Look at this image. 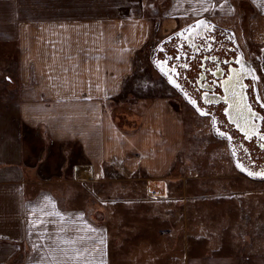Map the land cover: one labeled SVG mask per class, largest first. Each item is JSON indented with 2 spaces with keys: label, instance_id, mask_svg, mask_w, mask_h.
Segmentation results:
<instances>
[{
  "label": "crops",
  "instance_id": "1",
  "mask_svg": "<svg viewBox=\"0 0 264 264\" xmlns=\"http://www.w3.org/2000/svg\"><path fill=\"white\" fill-rule=\"evenodd\" d=\"M239 9L264 18V0H0V45L7 59L17 51L9 64L21 69L19 86L7 89L0 105V264L113 263L107 224L83 206L62 204L51 184L123 175L147 179L149 195L166 198L183 125L180 117L167 118L166 98L135 94L143 56L159 29L167 34ZM132 97L146 98L148 108L142 119L131 114L126 128L113 107ZM156 121L175 132L169 142L153 134ZM235 176L252 184L237 191L245 228L235 236L225 228L228 239H206L198 228L196 239H186V264H264V188L257 187L264 178ZM157 210L156 217L175 215L165 205ZM232 236L239 238L235 249ZM165 248L169 261L174 254ZM151 249L152 262L162 259Z\"/></svg>",
  "mask_w": 264,
  "mask_h": 264
},
{
  "label": "rangeland",
  "instance_id": "2",
  "mask_svg": "<svg viewBox=\"0 0 264 264\" xmlns=\"http://www.w3.org/2000/svg\"><path fill=\"white\" fill-rule=\"evenodd\" d=\"M212 20L232 26L244 45L245 38L248 39L249 46H252L250 42L264 44V18L249 19L239 9L233 17H215ZM163 33L162 29L157 30L156 37L149 44L147 55L143 56L140 83L135 94L148 97L154 102H161L166 98L163 101L170 106L167 118L182 119L183 144L174 161L172 173L177 175L168 181L170 186L167 197L158 199L159 197L150 196L145 185L147 179L134 181L123 175L119 179L92 183L60 181L51 184L62 204L83 206L90 215L107 224L112 236V264H186V239H196L198 228H204L206 239H228L230 237L227 238L223 233L225 228H229L234 236L245 228L244 215L237 208L243 207L244 200L237 191H244L252 184L246 178L235 176L242 172L233 164L225 139L213 132L211 119L197 113L160 76L152 61L151 50L165 35ZM255 46L250 48L259 51L260 47ZM15 54L17 51H14L12 58ZM12 58L7 59L5 46L0 45V105L4 104V97L8 95L7 89L15 90L21 80V69L10 67ZM132 98L116 101L113 107L116 120L126 128H131L139 114L142 119L146 113H142V108L148 106L146 98ZM131 114L135 115L134 120L128 119ZM156 122L158 124L153 128V134L164 137L169 142L170 135L175 132L167 130V122L164 125L160 121ZM153 183L157 182L150 184L152 191ZM257 187L261 190L264 188L262 184ZM156 188L159 189L158 184ZM153 205L156 207L155 212L165 205L172 208L175 215L167 212L172 215L169 219V215L163 211L157 212L156 217ZM257 220L261 221L260 218ZM234 236L231 247L235 249L240 244L236 240L239 238L234 239ZM165 243L169 244L170 251L174 254L169 261L164 258L167 254ZM151 248H157V255L162 259L152 262L150 255L154 254V250ZM188 250L191 253V245H188Z\"/></svg>",
  "mask_w": 264,
  "mask_h": 264
},
{
  "label": "flooded vegetation",
  "instance_id": "3",
  "mask_svg": "<svg viewBox=\"0 0 264 264\" xmlns=\"http://www.w3.org/2000/svg\"><path fill=\"white\" fill-rule=\"evenodd\" d=\"M190 23L161 37L152 61L188 105L211 119L235 167L261 178L255 174L264 173V44L250 42L260 47L255 51L232 26L212 19ZM234 110L247 115L245 132Z\"/></svg>",
  "mask_w": 264,
  "mask_h": 264
},
{
  "label": "water",
  "instance_id": "4",
  "mask_svg": "<svg viewBox=\"0 0 264 264\" xmlns=\"http://www.w3.org/2000/svg\"><path fill=\"white\" fill-rule=\"evenodd\" d=\"M210 18L209 17H207V16H202V17H198L196 20H194L193 22L195 23V22H199V21H206V20H209ZM193 22H191V23H193ZM190 23V24H191ZM184 27H182V29H183ZM155 66H156V64H155ZM245 108L247 109L248 108V110L250 109L249 108V106H246V104H245ZM247 110V111H248ZM231 116H233V117H235V118H238L239 120H240V123H239V127H240V129L243 131V132H245L246 130H244L242 127L244 126V125H247L248 124V122L245 120V118H246V116L245 115H241V114H238L235 110L234 111H232V114H231ZM250 114H248V120L250 119ZM213 132L215 133V134H217V135H219V136H221L220 134H219V132H217L216 130H215V128L213 127Z\"/></svg>",
  "mask_w": 264,
  "mask_h": 264
},
{
  "label": "snow or ice",
  "instance_id": "5",
  "mask_svg": "<svg viewBox=\"0 0 264 264\" xmlns=\"http://www.w3.org/2000/svg\"><path fill=\"white\" fill-rule=\"evenodd\" d=\"M190 102L193 103V104H195L194 101H190ZM200 114H201V115H205L204 112H201ZM249 175H253V173H249ZM255 175H258V176H260L261 178H264V173H257V174H255Z\"/></svg>",
  "mask_w": 264,
  "mask_h": 264
},
{
  "label": "bare ground",
  "instance_id": "6",
  "mask_svg": "<svg viewBox=\"0 0 264 264\" xmlns=\"http://www.w3.org/2000/svg\"><path fill=\"white\" fill-rule=\"evenodd\" d=\"M156 186H157V184L153 183V185H152V189H153V190H156V189H157Z\"/></svg>",
  "mask_w": 264,
  "mask_h": 264
},
{
  "label": "trees",
  "instance_id": "7",
  "mask_svg": "<svg viewBox=\"0 0 264 264\" xmlns=\"http://www.w3.org/2000/svg\"><path fill=\"white\" fill-rule=\"evenodd\" d=\"M135 128V127H134Z\"/></svg>",
  "mask_w": 264,
  "mask_h": 264
}]
</instances>
